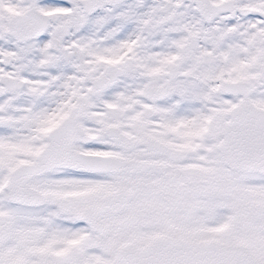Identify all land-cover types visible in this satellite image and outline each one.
I'll return each instance as SVG.
<instances>
[{
    "label": "snow or ice",
    "instance_id": "snow-or-ice-1",
    "mask_svg": "<svg viewBox=\"0 0 264 264\" xmlns=\"http://www.w3.org/2000/svg\"><path fill=\"white\" fill-rule=\"evenodd\" d=\"M0 264H264V0H0Z\"/></svg>",
    "mask_w": 264,
    "mask_h": 264
}]
</instances>
